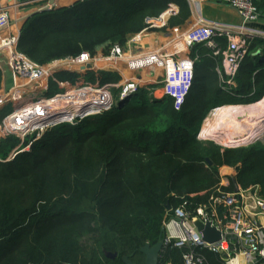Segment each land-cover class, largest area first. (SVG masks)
Wrapping results in <instances>:
<instances>
[{"label":"trees","instance_id":"trees-1","mask_svg":"<svg viewBox=\"0 0 264 264\" xmlns=\"http://www.w3.org/2000/svg\"><path fill=\"white\" fill-rule=\"evenodd\" d=\"M253 2L264 12V0ZM169 4L177 11L166 16V25L150 28L149 21ZM189 15L185 0H82L41 14L64 20L25 26L18 47L40 63L82 51L105 55L112 45L123 46L130 34L180 26ZM190 49L198 60L179 110L170 97L156 99L139 87L111 110L48 130L30 150L0 161V264H124V256L145 264L140 248L161 236L167 209L185 205L192 211L207 201L221 181L223 165H237L236 182L258 185L264 196V144L222 148L197 137L214 105L250 103L264 94V38L252 39L234 88L220 81V56L202 43ZM79 77L119 78L113 71L61 70L49 85L56 89ZM1 81L0 70V86ZM225 86L236 96L217 100ZM12 141L1 140V158ZM222 188L229 191L233 184ZM196 250L204 255L202 264H223L218 255ZM183 251L164 246L159 264H183Z\"/></svg>","mask_w":264,"mask_h":264},{"label":"built area","instance_id":"built-area-1","mask_svg":"<svg viewBox=\"0 0 264 264\" xmlns=\"http://www.w3.org/2000/svg\"><path fill=\"white\" fill-rule=\"evenodd\" d=\"M193 25L183 34L177 35L167 44L157 49L158 62L164 68L161 80V93L173 101V107L179 110L183 105L191 85V76L196 57L186 55L195 43L208 47L213 56H223V69L231 78L235 75L239 63L247 54L253 38L264 36L250 29L264 14L253 0H187ZM206 2L224 4L233 8L239 23L230 25L207 20L201 16L200 6ZM50 7L49 4L43 7ZM172 4L157 19L150 20L151 26L165 24V18L174 14ZM9 17L6 7L0 6V32L8 27ZM134 35L132 40H139ZM264 38V37H263ZM219 39L225 44L221 46ZM19 34H0V55L6 57L13 83L10 88H0V111L7 109L1 116L0 129L17 138V145L0 161L12 160L18 153L29 149L33 143L52 127L62 124H76L86 117L111 110L121 100L135 93L140 82L135 79L115 81H90L79 77L73 83L56 85L59 92L50 94L49 79L61 70L84 73L87 70L115 69L122 60L128 59L119 44L111 46L105 55H91L82 51L76 56L52 59L44 64L35 63L18 49ZM185 52V53H184ZM156 58V59H157ZM87 65H91L87 68ZM0 62V70H1ZM113 90L118 92L119 102L113 98ZM151 93V92H150ZM152 94V93H151ZM91 108L93 112L85 110ZM72 111L77 113L73 115ZM15 116L11 117L13 114ZM57 114H62L59 119ZM3 134L2 138L7 137ZM1 141V139H0ZM220 183L209 194L207 201L196 205L192 211L185 205L168 208L163 226V247L172 245L184 248L183 264H202L206 250L218 255L223 264H264V196L258 185L226 191ZM209 221L220 231V239L207 242L194 223Z\"/></svg>","mask_w":264,"mask_h":264},{"label":"crops","instance_id":"crops-1","mask_svg":"<svg viewBox=\"0 0 264 264\" xmlns=\"http://www.w3.org/2000/svg\"><path fill=\"white\" fill-rule=\"evenodd\" d=\"M77 1H82V0H54L53 9L47 12H51L55 10L56 5H59L60 7L61 6L66 7L73 5ZM48 2L49 0H0V6L6 7V9L8 10V17H9L8 27L3 29L0 32V34L3 36L8 34H14V35L19 34V40H18V46H19L21 30L27 25V23L30 20L36 18L37 21L38 17L41 18L40 15L45 12L36 15H33V13L40 10L43 6L47 5ZM189 9H190V15L188 19L184 22V24L169 29L165 28L164 34L159 31H147L148 29L138 32L137 34H130L125 41L124 47L122 46L124 48V53L128 59L123 60L122 58V60L117 64L115 69L112 70L108 69V71H113L118 74L119 78L115 82H121L125 79H135L140 82V87L145 88L148 91V93L151 92L152 94L151 93L150 94L156 99H161L165 97L162 95L160 91L161 90L160 82L164 77V68L158 62V58L156 57L157 59L156 58L154 59L153 56L154 55L157 56L156 54L158 48L162 47V45L164 44H167L177 35L183 34L193 25L194 15H192L190 5H189ZM200 13L201 16L204 17L205 19L211 21H218L220 23L236 25L240 21L236 11L233 8L225 6L224 4L206 2L200 6ZM261 13L264 14V12ZM30 15L33 16L28 18ZM249 28L255 30L259 34L261 33L264 34V19H260L256 24H254L253 27H249ZM170 30L172 31V33L169 32ZM134 35H139L140 36L139 40L133 41L132 37ZM221 40L223 39H219L220 44H221ZM224 44L225 42L223 43V45L221 44V46H224ZM190 48L186 52V55L192 58L194 57L197 58L198 57L197 55L191 54ZM96 54L103 55L101 51H98ZM197 60L195 61L193 66L191 84L193 81V77L195 75L194 74L195 64ZM151 67H153V70ZM8 69L10 73V79H11L10 86H11L13 83V78L10 68ZM5 85H6L5 70H3L2 68V81L0 88H6ZM10 86L8 88H10ZM214 106L216 107L219 105H214ZM199 135H200V130H199ZM222 180L223 179H221V181ZM167 264H171V263H167Z\"/></svg>","mask_w":264,"mask_h":264},{"label":"rangeland","instance_id":"rangeland-1","mask_svg":"<svg viewBox=\"0 0 264 264\" xmlns=\"http://www.w3.org/2000/svg\"><path fill=\"white\" fill-rule=\"evenodd\" d=\"M185 1L187 2V0H185ZM62 7L63 6L60 7L59 5H56L55 10L58 8H62ZM63 20L64 19L61 16L52 17V18L50 16H44L41 18L38 17L37 21H36V18L33 20H30L27 23L26 27H31L38 22H41V23L46 24L48 26L59 25V24H61V22ZM162 24L163 25H157V26H153L150 28H154V27L159 28V27L166 25V23L165 24L162 23ZM149 25L151 26V24H149ZM252 26H254V24ZM147 31H159V32H162L163 34L165 33L164 28H162V30H149L148 29ZM169 32L172 33L171 30ZM134 34H137V33H134ZM170 36H171V34H170ZM260 37L263 38L264 36H260ZM124 45H123V47H124ZM18 49H19V47H18ZM217 56H220V58H221V61H220L221 67H220V69L218 68L220 81L221 82L224 81L225 84L231 85L232 87L235 86L234 76L236 75L237 71H236L235 75L230 78L225 73V71L223 69V65H222L223 64V56L221 54H219ZM31 60H33V59H31ZM50 60H52V59H50ZM50 60H48V61H50ZM48 61H46V62H48ZM0 62H1V66H2L3 70H5V83H6L5 89H8V87L10 86V80H11L9 69H8L9 66L7 65L6 57L2 56V54L0 55ZM33 62L40 63V62L35 61V60H33ZM46 62H44V63H46ZM44 63H40V64H44ZM2 68H1V71H2ZM151 68L153 70V67H151ZM75 81H77V80H75ZM233 88L225 86L223 88V94H218L217 100H221V98H223L225 95H228V94L236 96V92L232 91ZM49 89H50V94H54L56 92H59L57 89H51V86H49ZM112 93H113L114 101L119 102L118 92L116 90H113ZM6 110L7 109H3L0 111V122H1V116L6 112ZM91 110H93V109L88 107L85 110V112H87V113L93 112ZM72 113L74 116L77 115V113H75L74 111H72ZM208 113H209V111H208ZM13 116H15V115L13 114L11 117H13ZM57 116L60 119L62 114H57ZM206 116H205V118H206ZM92 117H86V118H84V120H86V119L89 120ZM205 118L203 119V121L205 120ZM84 120H82V121H84ZM203 121H202L200 127L198 128V133H197V137L200 140L211 141V142L215 143L216 145L221 146L222 148L245 147V146L252 144L256 141H259L261 144H264V108H260V110L258 109L254 113L242 112V113H239L238 115H234V116L229 114L227 117L213 118V119H211L210 126H207L206 134H203L202 136H200L199 130L203 124ZM63 126H65V124H62V125H59L56 127H52L49 130L56 129L58 127H63ZM5 133L6 132L4 130L0 129V136H2ZM8 137L13 138L14 141L9 142V145L7 147H5V148H7L6 153H8L13 148V146L17 145V138L12 134H7V137H5V138L0 137V139L2 140V139H6ZM0 143H1V141H0ZM28 150H30V148L26 149L25 151H28ZM0 155H2V154H0ZM5 156H3V157H5ZM236 166L237 165H234V166L233 165H229V166L223 165V166H220V168L218 170L220 178L223 179L222 181L227 182V186H229V184L232 182V178H235V176H236V171H237ZM226 167H228V168H226ZM237 185L240 186L238 183H237ZM227 186H225V187L227 188ZM233 187H234V185H233ZM240 187H242V186H240ZM243 188H246V187H243ZM192 196H194V195H192Z\"/></svg>","mask_w":264,"mask_h":264},{"label":"water","instance_id":"water-1","mask_svg":"<svg viewBox=\"0 0 264 264\" xmlns=\"http://www.w3.org/2000/svg\"><path fill=\"white\" fill-rule=\"evenodd\" d=\"M53 1L49 0L48 4L50 7H42L40 10L33 13V15L40 14L43 12H47L53 9ZM30 15L28 18H30ZM27 18V19H28ZM87 68H90L91 65H87ZM249 103V102H248ZM232 183L234 185V190H237L238 185L236 183L235 178H232ZM197 230L202 234V239L207 242H215L220 239V231L217 230L214 226L211 225L209 221H206L205 223L201 222L200 220L196 221L194 223ZM161 236L158 238L155 244L149 245L148 243L145 244L143 247L140 248V251L145 255V264H159V255L163 248V234H164V226L161 228ZM108 257H115L116 253H110L108 252L106 254ZM122 261L124 264H136L133 261H131L128 257L124 256L122 257Z\"/></svg>","mask_w":264,"mask_h":264},{"label":"bare ground","instance_id":"bare-ground-1","mask_svg":"<svg viewBox=\"0 0 264 264\" xmlns=\"http://www.w3.org/2000/svg\"><path fill=\"white\" fill-rule=\"evenodd\" d=\"M251 101V100H250ZM264 108V94L257 100L250 103H226L213 107L209 110L200 128V136L206 134L207 126H210L211 119L216 117H227L229 114L234 116L242 112L254 113L256 110ZM15 113L14 115H16Z\"/></svg>","mask_w":264,"mask_h":264}]
</instances>
